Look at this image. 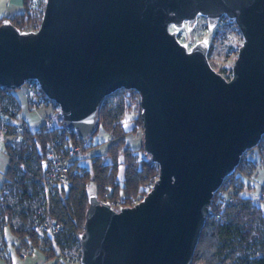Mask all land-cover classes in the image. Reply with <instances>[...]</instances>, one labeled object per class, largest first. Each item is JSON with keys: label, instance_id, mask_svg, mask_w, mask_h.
<instances>
[{"label": "water", "instance_id": "obj_1", "mask_svg": "<svg viewBox=\"0 0 264 264\" xmlns=\"http://www.w3.org/2000/svg\"><path fill=\"white\" fill-rule=\"evenodd\" d=\"M199 16L210 30L226 16L241 31L229 79L211 66L207 39L189 49L178 38ZM31 80L84 142L108 96L140 95L158 177L119 210L90 195L81 264H192L215 193L264 139V0H46L36 30L0 21V88Z\"/></svg>", "mask_w": 264, "mask_h": 264}, {"label": "trees", "instance_id": "obj_2", "mask_svg": "<svg viewBox=\"0 0 264 264\" xmlns=\"http://www.w3.org/2000/svg\"><path fill=\"white\" fill-rule=\"evenodd\" d=\"M31 4L32 0H24L25 11L10 18L21 30H36L38 25L35 24L41 22L42 18L37 12L32 14ZM25 25L31 26V29H27ZM0 98L2 112L17 119L21 106L15 91L0 88ZM122 113V108L106 110L103 104L99 111V123L108 119L115 121L121 117ZM99 127L94 135L98 133ZM9 128L11 129L10 132L14 133L15 126L10 125ZM59 131L61 132L59 133ZM58 138L62 142L70 141L72 144L80 146V153L83 156L92 147L88 145V142L78 138L75 132L69 131L64 121L61 122L58 130L50 133L44 132L43 125L36 131H32L26 126L24 142L10 143L6 146L9 167L3 181L9 180L17 183V198L20 204L30 201L27 207L21 206L19 210L24 222L30 218L36 220L44 216L40 209L42 197L39 193V184L34 175L39 172L47 145ZM34 160L37 167L35 169L31 167ZM128 161L127 159L126 162L128 163ZM243 161L244 159L241 160L235 172L246 170V162L243 163ZM73 162V167L81 168L82 173L72 175V184L69 187L57 186L51 198V215L62 224V229L54 238L61 249L72 248L71 246L79 244L78 234L83 230L89 197L92 195L89 191V183L94 182L96 186L94 194L100 200L103 199L104 194L101 192L104 189H110L111 186L116 188L118 185L116 180L117 166L115 164L95 161L94 175L91 177L90 172H86L84 167L79 164L78 157ZM27 170L31 171L32 175L26 173ZM155 170L156 166L151 162L150 157L143 159L141 167L136 169L132 162L126 168L125 184L129 189L136 190L146 177L152 175ZM234 174L230 177L233 178ZM223 189L224 186L215 193L212 208L216 207L218 211H221L225 219L219 222L208 218L201 232L192 264H264V208L251 197L242 195V189H236L235 192L230 191L229 195L234 197V201L230 204L217 205L216 202L221 197ZM15 232L23 238L27 236V238L37 241L32 226L26 228L25 223ZM51 243L52 238L48 236L44 244L50 247L45 253H47L48 258H58L56 249Z\"/></svg>", "mask_w": 264, "mask_h": 264}, {"label": "rangeland", "instance_id": "obj_3", "mask_svg": "<svg viewBox=\"0 0 264 264\" xmlns=\"http://www.w3.org/2000/svg\"><path fill=\"white\" fill-rule=\"evenodd\" d=\"M46 0H32L31 12L37 14L39 17L43 16ZM43 10V11H42ZM37 22L35 25H40ZM26 26V25H25ZM31 29V26H26ZM171 30H174L171 27ZM178 38L182 43H186L190 49L198 41L204 38L208 40L209 52L208 58L211 66L226 78L232 76V68L235 60L237 59L239 48L244 39L234 20L223 16L215 27L210 30L208 26V18L206 16H199L196 25L189 29L187 25L178 30ZM228 78V79H229ZM25 86L16 89L19 96L21 106L18 118L15 120L17 124H24L32 131H36L43 124L44 120L59 110L58 104L54 101L47 99L44 103L38 106L28 104L25 98ZM106 110H118L122 108L123 113L119 119L115 121L102 120L100 122L99 131L90 140L88 145L92 146L89 151L83 156L79 153V164L84 167L86 172H90L91 177L94 175V162L101 161L106 164H115L117 166L116 180L118 185L116 188L113 186L110 189H104L103 199L109 197L119 203L130 204L131 206L143 199L148 192L147 185L154 184L158 177L159 169L155 164L156 170L152 175L146 177L141 185L136 190H131L125 184L126 168L128 164H135V169L141 167L143 159L148 158L144 155L143 150V124L141 119L142 108L140 106V95L135 90L120 89L114 94L108 96L104 102ZM7 142L13 143V138L10 136ZM5 144L0 142V186L5 179V174L9 167V156L7 154ZM264 149V148H263ZM129 160L128 163L126 160ZM246 162V170L235 172L234 177L226 184L222 190V196H226L230 191L235 192L236 189H242L241 194L249 196L259 202V198L264 190V153L261 147H256L245 153L243 156ZM253 164L251 167L249 165ZM36 167V161H32V166ZM82 173V172H81ZM89 191L94 194L96 186L93 181L89 183ZM98 191V190H97ZM112 196V197H111ZM20 209L14 207L9 216V222L1 226L0 242H7V255L10 258L11 264H57L58 258H48L47 251L49 245L43 242L42 251H37L35 258L21 259L18 256L17 250L25 242L27 238L19 236L15 230L18 229L12 223L14 219H22ZM23 221V219H22ZM24 222V221H23ZM35 219H28L25 221L26 228H30ZM52 244V243H51ZM53 245V244H52ZM54 246V245H53ZM56 252H59V247L54 246ZM76 254L79 256L80 245L71 246ZM81 258L73 264H81ZM0 264H8L0 259ZM202 264V263H197Z\"/></svg>", "mask_w": 264, "mask_h": 264}, {"label": "built area", "instance_id": "obj_4", "mask_svg": "<svg viewBox=\"0 0 264 264\" xmlns=\"http://www.w3.org/2000/svg\"><path fill=\"white\" fill-rule=\"evenodd\" d=\"M25 98L28 104L32 106H38L44 103L48 98L45 96L41 87L37 81H29L25 85ZM43 93V94H42ZM16 119L6 115L2 112L1 108V98H0V142L5 144L6 147L9 142L7 139L11 136L13 138V143H22L24 142V124H17ZM63 118L60 114V111L49 115L43 122L44 132H53L58 130ZM10 125L15 126L14 133L10 132ZM61 131H59L60 133ZM12 143V142H11ZM261 147L264 151V139L258 146ZM80 153V146L72 144L70 141H61L60 138L52 140L44 152V158L39 167V172L37 175H34L35 179L39 184V193L42 197V205L40 207L44 216L42 218H37L32 225V230L34 232L35 238L37 241H34L31 238L25 240V242L17 250L18 256L26 260L28 258H35L37 256V251H42L43 242L49 236L52 238V244L58 246L55 242V235L60 232L62 229V224L56 218L51 215L52 201L51 198L55 193L57 186L69 187L72 184V175L81 174L82 170L79 167H73V161L77 158ZM249 165L252 167L253 164ZM26 173L32 175V172L27 170ZM231 180V177H227L224 181L223 186L225 187L228 181ZM12 181H2L0 186V225L9 222V216L12 212L11 210L16 207L18 209L22 207H27L30 201L24 204L19 203L18 195V186L17 183ZM152 183L147 185L146 190L149 191L152 188ZM230 193V192H229ZM103 202H110L112 207L117 210L123 206H131L130 204L119 203L116 200H112L109 197L102 199ZM234 201L232 195L222 196L216 202L217 205H227L230 202ZM259 205L264 208V190L259 198ZM215 221H224V215L221 211H218L216 207L210 210V217ZM14 226L19 228L24 225L22 219L12 220ZM59 247V246H58ZM43 252V251H42ZM58 259L61 264H73L78 259L81 258V252L76 254L72 248L61 249L59 247V252H57ZM0 259L5 263L11 264L10 258L7 255V242H0Z\"/></svg>", "mask_w": 264, "mask_h": 264}, {"label": "crops", "instance_id": "obj_5", "mask_svg": "<svg viewBox=\"0 0 264 264\" xmlns=\"http://www.w3.org/2000/svg\"><path fill=\"white\" fill-rule=\"evenodd\" d=\"M24 11V0H0V20L5 18H11L14 15L22 13ZM15 94L17 95L16 91Z\"/></svg>", "mask_w": 264, "mask_h": 264}]
</instances>
